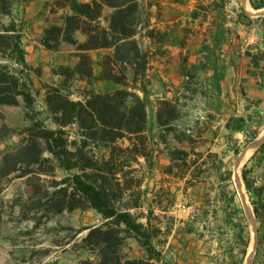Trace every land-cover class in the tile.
Instances as JSON below:
<instances>
[{
  "label": "rangeland",
  "instance_id": "1",
  "mask_svg": "<svg viewBox=\"0 0 264 264\" xmlns=\"http://www.w3.org/2000/svg\"><path fill=\"white\" fill-rule=\"evenodd\" d=\"M23 1L10 0L11 13L1 18L4 28L14 23L16 29L23 31L26 22L21 21L17 11ZM70 1L60 0L57 7H67L69 11ZM140 3L142 13L137 39L148 54L150 64L162 51L166 37L163 32L148 27L155 13L151 10L150 0H140ZM51 6V12L58 13V8L54 4ZM68 11L59 13V24L56 25H63L65 16L70 14ZM110 15L111 9L106 8L104 17ZM76 36L80 41L85 39L80 32ZM148 36L155 40L151 42ZM108 53L111 50L102 49L95 55L103 59ZM78 61L76 46L70 43H62L57 51L45 49L36 60L29 61L25 69L16 62L6 45L0 50V63L7 66L6 73L9 77L18 76L21 91L27 93V98L18 97L17 105L0 103L1 264H80L93 256L82 239L89 231L87 228L102 224L104 218L76 189L74 176L80 170L67 169L60 160L52 158L45 139H40V144L45 156L52 160L43 166L32 167L27 175H24L25 164L12 153L24 137L33 135L35 125L55 126L46 103V95L60 79L54 71L61 65L74 67ZM150 67L148 65V69ZM94 69L101 74V67L95 61ZM148 69L145 75H139L138 83L145 85L147 90L154 74ZM134 78V71L130 69V81ZM87 86V82L77 78L69 80L63 88L74 99H80V93ZM92 88L109 92L124 87L96 79ZM207 91L200 86L184 85L177 89L178 101L172 108L161 103V123L159 119L156 123H148L146 131L148 158L140 156L137 160L131 153L118 156L125 164V171L131 173L120 184L110 178L107 184L110 200L107 202L130 207L134 213L142 215L143 222H147L149 216L153 226L161 229L153 238V244L161 251L157 264H264V233L253 204L256 201L264 215V152H258L264 141V125L247 123V128L234 134L220 129L204 134L200 128L189 132L188 127L199 125V120L192 118L191 110H198L201 104L188 101L199 99ZM4 124L10 129L2 131ZM239 126L244 124L239 123ZM65 132L70 139L77 140L83 134L75 125L67 127ZM93 143L87 148L86 161L96 164L104 155L109 157L107 146ZM119 144L127 147L130 142L122 140ZM183 150L188 154L178 152ZM244 170L252 183V191L240 187V193L232 180L218 186L220 202L216 194L208 196L218 189L212 179L223 181L238 177L239 185L245 184ZM63 203L65 206H59ZM70 205L77 206L70 208ZM207 209L215 213L223 210V215L207 217L199 214ZM215 220H219V225H225L224 231L220 232L226 235L223 242L211 240L214 233L203 228L202 224L211 225ZM209 228L212 231L211 226ZM241 230H245L249 239V243L242 244L243 248L240 239H236ZM254 234L257 235L255 250L252 246L249 248ZM220 246L222 250H219ZM123 250L134 258L148 254L131 237L124 240Z\"/></svg>",
  "mask_w": 264,
  "mask_h": 264
},
{
  "label": "trees",
  "instance_id": "2",
  "mask_svg": "<svg viewBox=\"0 0 264 264\" xmlns=\"http://www.w3.org/2000/svg\"><path fill=\"white\" fill-rule=\"evenodd\" d=\"M251 2L255 8L264 7V0ZM70 7L72 12L65 16L63 25L47 28L42 38L45 48L52 51L59 50L62 43L75 45L79 57L74 67L61 65L54 71L60 79L46 95V103L55 126L47 128L40 124L35 125L33 135L24 137L12 153L25 164L27 170L24 175L29 174L32 167L43 166L52 158L60 160L67 169L80 170L74 176L76 189L104 218L102 224L87 228L89 231L82 241L93 256L82 260L80 264H157L161 259V251L153 244V238L161 229L153 226L149 216L147 222H143L142 215L134 213L130 207L107 202L110 200L107 191L110 178L120 184L131 173L125 171V164L120 157L131 153L137 160L140 156L148 158L145 153L147 103L137 92V89L147 90L145 85L138 83L139 75H145L149 65V56L137 39L142 13L140 0H71ZM106 8L111 9V15L107 18L104 17ZM10 13V0H0V50L6 45L16 62L25 69L28 62L23 47L22 30L16 29L14 23L4 28L1 20L3 15ZM78 32L85 36L83 41L77 38ZM101 49H109L111 53L103 57L100 63L101 74L97 77L90 51ZM6 69L7 66L0 63V103L17 105L18 97L23 95L27 98V93L21 91L22 84L18 76L9 77ZM130 69L134 71V81L129 79ZM77 78L89 85L80 93V99H74L63 88L69 80ZM96 79L112 81L124 88L98 92L92 88ZM163 102L168 107H173L170 101ZM158 119L161 123V112ZM166 124L168 123H164ZM72 125L83 131L81 139H70L65 132ZM5 129L10 127L4 124L2 131ZM37 129L40 132H36ZM40 139L46 140L52 158L45 156ZM122 140H129L130 144L123 147L119 144ZM91 142L107 146L110 149L109 157L104 155L96 164L86 161L87 148ZM178 152L188 154L184 150ZM258 152H264V141ZM243 177L247 188L252 191L253 186L246 170ZM126 181L130 182V179ZM253 204L263 234L264 215L258 203L253 201ZM76 206L70 205V208ZM128 237L135 238L146 249L147 256L134 258L126 254L123 242Z\"/></svg>",
  "mask_w": 264,
  "mask_h": 264
},
{
  "label": "crops",
  "instance_id": "3",
  "mask_svg": "<svg viewBox=\"0 0 264 264\" xmlns=\"http://www.w3.org/2000/svg\"><path fill=\"white\" fill-rule=\"evenodd\" d=\"M59 1L25 0L18 7L21 21L26 22L22 33L27 62L36 60L39 54L45 52L42 43L45 30L59 24V13L68 11L67 7H57ZM246 1L250 2L254 11L248 9ZM53 4L58 8V13L51 12ZM150 5L155 13L148 27L163 32L166 38L162 51L149 64L148 72L154 73L152 83L148 90L137 89L147 103L148 123L158 121L164 100L177 104V89L185 85L208 90L199 99L188 101H199L201 104L198 110L190 109L192 118L198 119L199 125L188 127L189 132L200 128L204 134L213 129L234 134L247 128V123L263 126L264 7L255 8L251 0H150ZM148 37L151 42L155 40L153 36ZM98 51H90V54L101 67L102 59L95 55ZM94 72L97 77L100 76L98 69H94ZM239 123L244 126H239ZM212 180L216 187L234 180L242 193L238 177ZM219 189L208 196L216 194L220 202ZM199 214L218 217L223 215V210L215 213L207 209ZM218 222L215 220L211 225H202L207 232L214 233L211 240L223 242L226 235L220 232L224 231L225 225ZM237 233L236 239H240L243 248L242 244L249 243V239L245 230ZM255 244L256 234L252 236L249 248L252 246L255 250ZM219 250H222L221 246Z\"/></svg>",
  "mask_w": 264,
  "mask_h": 264
},
{
  "label": "bare ground",
  "instance_id": "4",
  "mask_svg": "<svg viewBox=\"0 0 264 264\" xmlns=\"http://www.w3.org/2000/svg\"><path fill=\"white\" fill-rule=\"evenodd\" d=\"M246 3H247V7H248V9L250 10V11H254V9H253V7L251 6V4H250V2L249 1H246ZM245 158V157H244ZM244 161H245V159L244 160H242L241 162H240V165H242L243 163H244ZM241 171V170H240ZM239 172V171H238ZM239 176V175H238ZM242 176V175H241ZM242 184V188H243V190H246V186H245V184L244 183H241ZM244 192V191H243ZM247 192V191H246ZM252 245H253V243H252ZM251 249V248H250Z\"/></svg>",
  "mask_w": 264,
  "mask_h": 264
},
{
  "label": "water",
  "instance_id": "5",
  "mask_svg": "<svg viewBox=\"0 0 264 264\" xmlns=\"http://www.w3.org/2000/svg\"><path fill=\"white\" fill-rule=\"evenodd\" d=\"M256 239H257V235H256ZM250 263H251V260H250Z\"/></svg>",
  "mask_w": 264,
  "mask_h": 264
}]
</instances>
